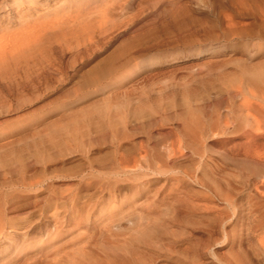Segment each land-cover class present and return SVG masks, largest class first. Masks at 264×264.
Here are the masks:
<instances>
[{
  "label": "rangeland",
  "instance_id": "1",
  "mask_svg": "<svg viewBox=\"0 0 264 264\" xmlns=\"http://www.w3.org/2000/svg\"><path fill=\"white\" fill-rule=\"evenodd\" d=\"M62 13L67 24L44 30ZM30 29L45 38L32 40ZM0 32H7L0 38V264H111L109 255L123 254L131 238L128 218H164L160 203L148 204L154 194L166 197L169 175L121 173L120 151L180 139L184 170L209 174L217 163L231 183L256 179L249 162L223 153L239 140L234 128L264 112V79L252 75L264 68V0H0ZM225 123L230 133H213ZM198 176L187 184L196 196L207 182ZM135 182L147 187L143 206L125 197ZM111 190L126 216L112 236L102 228ZM254 192L245 186L236 196L237 217L214 226L197 217L174 222L125 264H264V213L246 210ZM64 199L69 220L58 235L43 247L22 246L52 229Z\"/></svg>",
  "mask_w": 264,
  "mask_h": 264
},
{
  "label": "bare ground",
  "instance_id": "2",
  "mask_svg": "<svg viewBox=\"0 0 264 264\" xmlns=\"http://www.w3.org/2000/svg\"><path fill=\"white\" fill-rule=\"evenodd\" d=\"M36 12H38V11H36ZM62 12H65V11L62 10ZM58 14H59V12H58ZM58 14H56V16ZM37 15L39 16V18L37 17L36 19H40V14H37ZM48 15H50V14H46V16H48ZM63 15L64 14L62 13V18L57 19V20H55V18L52 20L46 19L47 22L45 24H43L44 30H46V28L54 27L55 25H61L62 26L64 24H67V17H63ZM35 21L36 20H34V22ZM34 22H32V23H34ZM36 24L37 23L32 24V25L36 26ZM28 26L30 27L31 25L27 24L24 27L25 29L27 27L26 33H27V30L29 29ZM34 28L35 27L33 26V29ZM11 31H10V33H11ZM30 31H32V30L30 29ZM36 31L39 32L40 29L36 30ZM36 31H34V32H36ZM42 31L43 30H41V32ZM13 32H17V31H13ZM19 32H21V31H19ZM34 32H33V34L31 33V35H30V36H32V40H33L34 35L36 34V33L34 34ZM54 32H56V31H54ZM6 33L1 34V32H0V38L2 35H3V37L5 35H7ZM23 33H25V32H23ZM38 34L39 33H37L36 35H38ZM42 34H39V36L40 35L42 36ZM10 36H13V35H10ZM24 36L25 35H23V37ZM44 36H42V38H45ZM25 37H27V36H25ZM9 38H11V37H9ZM21 39H15V40L18 41ZM24 39L26 40V38H24ZM3 40H5V38ZM25 40L22 39V41H20V43L25 41ZM38 40H40V39H38ZM2 43H4V42L2 41ZM31 43H33V42H31ZM10 44H12V42ZM6 45H8V44H6ZM25 45H26V43H25ZM15 46H14V48H18V47L21 48V46H18V45H15ZM28 46L29 45H27V47ZM11 47H12V45L10 46V49L12 50L13 47L12 48ZM20 48H19V50H20ZM24 48H22V49H24ZM5 53H6L5 49L3 47L0 48V57H2V55ZM252 75L254 76V78L256 80H259V81L263 80L264 79V68H259V69L254 70ZM258 94H260V93H258ZM253 96L259 98V95H257V94H254ZM259 103L260 102H258L256 104L259 105ZM256 104H254V105H256ZM261 106H263V104H261ZM249 116L251 117V115H249ZM227 123H229V122L227 121ZM212 126H214V125H212ZM246 126H247L246 128H239L240 125L237 128L233 127L235 129L233 132L235 134L234 137L239 138V140L235 141L232 145L228 146V149L226 150V152L223 153V155H224V158L227 159L228 161L233 160V161H236L238 164H245V163L249 162L251 167L254 168L255 172L257 173L256 179L253 182H251L250 180H245V181H239L237 183H231L229 180L224 178L225 176L223 173H226L227 171L224 169L223 166H221L220 164H217V163L210 164L211 165L210 166V172H209L210 175L205 171V169H200L199 171H194V172L184 170L182 167L179 166V164L177 165L179 160H181L185 155L183 153L185 143H183L180 139L173 141V142L166 143L162 146L160 145L161 147H152L151 149L150 148L144 149L143 152H136V151L133 152L134 149H132L131 151L127 150L128 152L125 150L126 152H124V153L120 151L118 158H116L117 159V166L120 168L119 172L131 174L132 176L136 177L137 179L144 177L146 175H149L150 173H155V172L156 173H166L169 175V180H171V182H170V187L168 189V193H167L166 197L158 199L157 195L154 194L151 202H149V204H148V206L150 207L151 205H155L156 203H160L159 207H163L161 210H163L164 218H160V217L157 218L159 220L156 221L154 224H148V222H145L143 217L141 219L139 218L140 220L137 222L130 221L128 218L127 221L130 224L131 238L128 242H126L122 245V250L124 252L123 254H113V255L111 254V255H109V257H108L109 263H111V264H115V263L116 264H125V262L128 261L138 251L139 244L150 243V242L152 243L156 238L158 240H160L161 234L166 231V229L169 227L170 224L177 222V221H181L182 219L192 220L195 217L202 218V219H206L209 222V226H211V224L214 226L216 224V222L224 221L225 219H231L234 216L237 217L238 214H240L242 212L243 206L239 205L237 203V197L236 196L238 194H241L242 192H244L245 186H248V187L254 186V188H255V192L249 194L251 197L249 199H252V202L249 204V206H247L248 208L246 210L248 211V214H251V213L254 214L256 212H261V214H262V212L264 213V179H263L264 178V143L259 144V142H258L259 137L261 135V133H259L258 130L264 129V112L257 111V113L255 114V111H254V115H253L251 121H249L246 124ZM227 128L229 129V127H227V124L225 123V125L224 124L221 125V127L219 128L218 131L216 129L217 133L216 132H213V133L225 135V134L230 133V130H233L231 128H230V130H228ZM229 141L232 142L231 140H229ZM229 141H227V142H229ZM124 144H126V143H124ZM236 162H235V164H236ZM200 172L203 175L204 174L206 175L205 180H207V182L202 183L203 186L206 188V190L203 191L204 193L202 195L196 196V195H193L191 193V190L187 187V184L190 181L198 180V178H199L198 175ZM128 190H129V188H128ZM141 190L146 191L147 187H144V185H142L140 187L138 184H136V182L132 183L130 185V190L128 193H126L125 197H128V195H129L133 199V201L131 202L132 205L138 206V205L142 204L141 202L138 201L139 200L138 198L141 197ZM109 193H110V197H109L110 202L107 205V208H108L107 215L104 217V215L100 213L101 214L100 219H102L103 217L105 218V220L103 219L104 221L102 223V228L108 234L109 233L112 234V233L120 232L121 230H123V226L121 225V221L126 216H123V214L121 212V205L123 203L117 201V199H116L117 197L115 195V190H111ZM215 198L220 199L222 201L223 205L216 204L214 202ZM76 200L77 199H74L72 201V203H73V205L71 207L72 212L76 211L75 210ZM247 202H248V200H247ZM61 204H62L63 211L60 212L59 210H57V211H54V213H53V216H54V218H56V221H55L52 229L50 231H48L47 233H45L44 235L39 236V238L36 239L34 242L28 241L27 243H24L22 246L32 245V244L37 245L38 244L39 247H43L44 244L50 243L54 239V236L58 235L60 226L69 220L67 218V214H66L67 213V204H68L67 200L64 199L61 202ZM141 206H143V205H141ZM59 207H60V205H59ZM82 213H84V212H82ZM82 215H84V214H82ZM262 215L264 216V214H262ZM5 219H7V218H5ZM135 220H137V219H135ZM141 220H144V222H142ZM5 222H6V220H5ZM3 235H4L3 215H2V209H0V238ZM110 236H112V235H110ZM48 253H49V251H48ZM50 254H51V252H50ZM57 254L58 253L56 252V255ZM64 256H66V255H64ZM45 257L49 258L50 255L49 256L45 255ZM61 259H62V257H61ZM63 262H64V259H63ZM49 263L53 264L51 261H48V264ZM56 264H60V262H56ZM72 264H86V262L83 259H78V260H73Z\"/></svg>",
  "mask_w": 264,
  "mask_h": 264
}]
</instances>
